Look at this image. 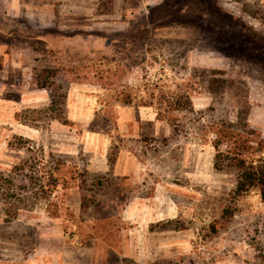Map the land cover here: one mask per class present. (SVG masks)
<instances>
[{"label":"rangeland","instance_id":"1","mask_svg":"<svg viewBox=\"0 0 264 264\" xmlns=\"http://www.w3.org/2000/svg\"><path fill=\"white\" fill-rule=\"evenodd\" d=\"M246 106L264 139V0H0V264H264L259 191L213 166Z\"/></svg>","mask_w":264,"mask_h":264},{"label":"trees","instance_id":"2","mask_svg":"<svg viewBox=\"0 0 264 264\" xmlns=\"http://www.w3.org/2000/svg\"><path fill=\"white\" fill-rule=\"evenodd\" d=\"M57 70L55 68L39 70L36 76L38 87L48 88L50 91V105L48 110H61L66 99V93L59 92L60 86L55 84ZM216 84L214 86L213 82ZM225 80L223 78H212L208 87V91L212 94L222 89ZM124 105L131 104V98L122 102ZM175 109L180 110L186 106L192 110L190 97L186 94L179 96L174 101ZM249 106L240 109L237 112V122L222 121L218 129L214 132L215 139L212 141L215 153L213 156V166L216 170H227L235 173V193H244L250 189L256 188L259 191L261 200L264 202V139L260 133L251 129L247 123V113ZM59 115V113H58ZM53 118L62 119L61 116H52ZM172 123V120H169ZM151 124L152 122H148ZM219 126V127H220ZM224 147V148H222ZM108 161L110 167L115 162L114 157L109 156ZM227 210L225 209V212ZM227 213V212H226ZM178 220L170 219L160 223L163 230H178L184 226L178 225ZM227 219L222 214L213 223L210 224L212 232L217 233L221 228L225 227Z\"/></svg>","mask_w":264,"mask_h":264},{"label":"crops","instance_id":"3","mask_svg":"<svg viewBox=\"0 0 264 264\" xmlns=\"http://www.w3.org/2000/svg\"><path fill=\"white\" fill-rule=\"evenodd\" d=\"M121 160H117L116 162H115V164H114V171L116 172V173H120L119 171H120V169H121V167H122V164H121ZM134 257H137V256H134Z\"/></svg>","mask_w":264,"mask_h":264}]
</instances>
